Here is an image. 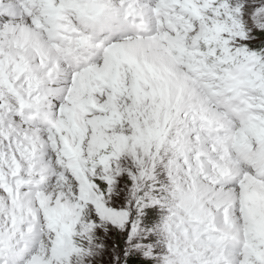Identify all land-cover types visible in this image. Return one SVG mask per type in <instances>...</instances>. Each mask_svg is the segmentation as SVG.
Wrapping results in <instances>:
<instances>
[{
    "label": "snow or ice",
    "instance_id": "obj_1",
    "mask_svg": "<svg viewBox=\"0 0 264 264\" xmlns=\"http://www.w3.org/2000/svg\"><path fill=\"white\" fill-rule=\"evenodd\" d=\"M0 264H264V0H0Z\"/></svg>",
    "mask_w": 264,
    "mask_h": 264
}]
</instances>
